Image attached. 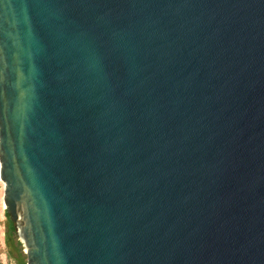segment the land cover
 Listing matches in <instances>:
<instances>
[{
  "label": "water",
  "instance_id": "1",
  "mask_svg": "<svg viewBox=\"0 0 264 264\" xmlns=\"http://www.w3.org/2000/svg\"><path fill=\"white\" fill-rule=\"evenodd\" d=\"M0 182L26 264H264V0H0Z\"/></svg>",
  "mask_w": 264,
  "mask_h": 264
},
{
  "label": "trees",
  "instance_id": "2",
  "mask_svg": "<svg viewBox=\"0 0 264 264\" xmlns=\"http://www.w3.org/2000/svg\"><path fill=\"white\" fill-rule=\"evenodd\" d=\"M1 187V184H0ZM6 242L8 245V256L15 259L18 264H26L27 255L24 252L23 243L16 236L11 228L10 221L7 220Z\"/></svg>",
  "mask_w": 264,
  "mask_h": 264
},
{
  "label": "rangeland",
  "instance_id": "3",
  "mask_svg": "<svg viewBox=\"0 0 264 264\" xmlns=\"http://www.w3.org/2000/svg\"><path fill=\"white\" fill-rule=\"evenodd\" d=\"M1 184V187H0V195H1V192H3L2 188H3V185L2 183L0 182ZM1 220L0 221V224H4L5 227H6V230H7V216H6V212L4 214H1ZM0 264H18L17 261L13 258V259H10V257L8 256V245H7V242H6V246L5 247H1L0 246Z\"/></svg>",
  "mask_w": 264,
  "mask_h": 264
},
{
  "label": "built area",
  "instance_id": "4",
  "mask_svg": "<svg viewBox=\"0 0 264 264\" xmlns=\"http://www.w3.org/2000/svg\"><path fill=\"white\" fill-rule=\"evenodd\" d=\"M5 213V207L3 203V198H2V192L0 195V221L1 220V214ZM6 227L4 224H0V246L3 248L6 246Z\"/></svg>",
  "mask_w": 264,
  "mask_h": 264
}]
</instances>
